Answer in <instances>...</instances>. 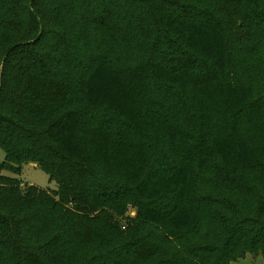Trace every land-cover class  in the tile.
Here are the masks:
<instances>
[{"label":"trees","instance_id":"trees-1","mask_svg":"<svg viewBox=\"0 0 264 264\" xmlns=\"http://www.w3.org/2000/svg\"><path fill=\"white\" fill-rule=\"evenodd\" d=\"M23 1L27 14L23 29L18 25L3 29L1 24L6 21L0 18L4 69L17 50L50 44L57 37L68 42L63 23L64 28L53 29L44 21L41 0H3L15 6ZM173 4L158 14L161 33L170 39L173 49L168 61L148 57L121 68L103 60L91 65L85 97L90 107L109 113L105 121L89 125L79 112L66 109L38 131L0 112V146L5 152V160L0 162V248L7 240L16 246L19 243L23 264L44 263L31 245L26 225L31 215L22 216V206L40 199L50 204V199L41 189L21 193L18 180L2 172L19 174L22 164L31 161L58 184V202L71 204L76 211L91 207L95 194L103 196V186L96 185V189L86 181L93 168L102 165L111 169L123 186L114 190L112 197L122 191L133 196L137 222L160 228L172 240L187 238L182 239L185 243L178 251L179 264H229L246 252L264 259V224L260 220V216L264 218V196L257 216L239 212L236 217L241 219L235 220L222 242L217 243L210 233L194 242L188 240L187 234L197 231L201 214L212 219L232 210L235 202L225 194L229 190L235 194L237 182L231 181V176L264 161V99L250 84L230 81L225 29L207 19L200 7ZM91 19L95 24L104 22L98 16ZM88 31L95 32L92 28ZM33 32L37 39L28 43ZM4 33L7 36L2 37ZM27 81L25 90L37 96L42 84L35 85L31 78ZM2 91L0 79V107ZM213 158L218 160L217 174L221 181L226 180L225 185L202 190L200 175ZM109 223L123 232L111 217Z\"/></svg>","mask_w":264,"mask_h":264},{"label":"rangeland","instance_id":"rangeland-1","mask_svg":"<svg viewBox=\"0 0 264 264\" xmlns=\"http://www.w3.org/2000/svg\"><path fill=\"white\" fill-rule=\"evenodd\" d=\"M41 3L39 9L44 21L53 29L66 26L68 42L57 37L50 44L43 42L24 51L17 50L5 69V57L1 56L0 49V79H3L0 112L24 127L41 131L66 109L79 112L89 125L108 119L107 111L90 107L85 97V81L91 65L103 60L121 68L148 57L168 61L173 49L168 44L170 39L161 33L158 14L174 7L173 3L200 7L207 19L225 29L230 81L250 84L256 95L264 99V0H239L237 4L230 0H41ZM63 3L67 6L63 7ZM23 7L24 1L19 6L0 1V18L6 21L1 27L18 25L23 29L27 25ZM94 16L104 22L92 23ZM88 28L95 32L91 33ZM34 36L33 32L28 43L36 41L37 36ZM28 78L33 79L35 85L42 84L43 89L37 96L25 90ZM151 86L164 93V89ZM4 160L5 152L0 146V162ZM217 164L218 160L213 158L201 173L202 190L210 191V187L226 182L220 180ZM2 174L17 179L21 193L41 189L48 194L50 204L42 199L29 204L28 200L21 209L22 216L31 215L26 223L32 236L31 245L44 264H179L178 251L185 243L182 239L187 238L172 240L160 228L137 222L134 197L123 191L118 197H112L114 190L123 186L111 169L98 165L93 168L91 177H86L94 188L103 186L100 189L103 196L95 194L91 198L92 206L80 211L74 210L71 204L58 202V184L50 180L37 162L23 163L19 174L8 171ZM231 181L237 182L235 194L232 195L231 190L225 194L233 198L235 205L226 213L227 217L207 219L201 214L198 229L187 234L188 240L194 242L210 233L220 243L230 233L235 220L241 219L236 217L239 212L257 216L264 196V161L256 167L237 170ZM110 217L123 232L112 228ZM260 220L264 224V218L260 216ZM0 249V264H23L19 243L16 246L15 242L7 240ZM229 264H264V259L246 252L243 258Z\"/></svg>","mask_w":264,"mask_h":264}]
</instances>
